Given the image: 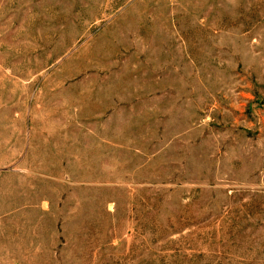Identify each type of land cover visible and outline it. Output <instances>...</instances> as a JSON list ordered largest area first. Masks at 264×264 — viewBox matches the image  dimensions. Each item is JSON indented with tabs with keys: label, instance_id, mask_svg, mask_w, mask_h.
<instances>
[{
	"label": "rangeland",
	"instance_id": "374dc122",
	"mask_svg": "<svg viewBox=\"0 0 264 264\" xmlns=\"http://www.w3.org/2000/svg\"><path fill=\"white\" fill-rule=\"evenodd\" d=\"M0 264H264V0H0Z\"/></svg>",
	"mask_w": 264,
	"mask_h": 264
}]
</instances>
